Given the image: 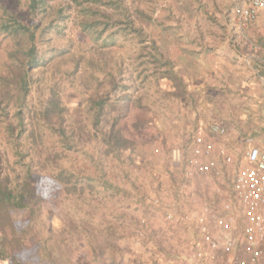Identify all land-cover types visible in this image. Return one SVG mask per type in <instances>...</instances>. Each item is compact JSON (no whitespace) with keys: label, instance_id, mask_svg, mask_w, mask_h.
<instances>
[{"label":"rangeland","instance_id":"374dc122","mask_svg":"<svg viewBox=\"0 0 264 264\" xmlns=\"http://www.w3.org/2000/svg\"><path fill=\"white\" fill-rule=\"evenodd\" d=\"M29 2L0 0V264H219L191 259L203 250L196 219L203 207L236 215L232 180L249 147L264 150V10L244 23L239 0ZM17 24L30 35L10 32ZM30 47L38 62L21 89L12 79ZM153 48L177 80L160 78ZM216 67L256 88L258 99L229 107L245 136L206 139L192 121L199 107L186 106L181 82ZM53 94L66 109L62 136L42 113ZM105 94L115 107L99 128L118 119L128 140L117 153L94 125ZM198 135L229 156L214 157L218 174L187 166Z\"/></svg>","mask_w":264,"mask_h":264},{"label":"built area","instance_id":"2783aa9c","mask_svg":"<svg viewBox=\"0 0 264 264\" xmlns=\"http://www.w3.org/2000/svg\"><path fill=\"white\" fill-rule=\"evenodd\" d=\"M260 10H264V0H239L235 13L241 22L247 23ZM211 132L223 135L225 129L213 126ZM215 156L229 160L224 149L198 135L186 163L193 172L218 174ZM202 158L207 161L202 162ZM173 159L179 162L181 154L174 151ZM232 188L237 201L236 215L213 217L216 227L213 231L207 219L209 209L203 207L196 219L203 250H196L191 259H221V264H264V150L256 146L248 148L245 165L234 176Z\"/></svg>","mask_w":264,"mask_h":264},{"label":"crops","instance_id":"0c3cea01","mask_svg":"<svg viewBox=\"0 0 264 264\" xmlns=\"http://www.w3.org/2000/svg\"><path fill=\"white\" fill-rule=\"evenodd\" d=\"M231 58L233 59L230 61L234 62V59L238 57L233 55ZM257 76H260V73H257ZM194 78V84L191 83V80H188L185 84L183 82L180 84L186 90V98H184L186 106L192 107L194 104L199 107L193 113L192 121L197 129H201L205 133L204 138L210 139L209 137L219 135L211 132V127L213 126L224 128L226 136L230 138H239L247 135L248 131L237 126V120L229 115L231 112L229 107L240 104L242 100L258 99V96H255L256 88L249 84V76L246 75L245 77L243 74L233 71L224 75L216 67L208 73L203 71L195 72ZM175 87L172 83L166 84L167 91L173 96L176 95ZM239 100L240 102H238ZM192 143L194 146V140ZM230 147L231 144L228 143L227 148ZM176 151L181 154L180 149ZM201 161L206 162L207 159L202 158ZM177 165H181V160L177 162ZM194 174L207 175L197 171H194ZM231 191L233 194V188ZM235 203L237 205L236 200ZM225 210H228V207L210 208L207 219L211 230L214 231L216 229L213 217H223L226 215ZM218 263L221 264V259L218 260Z\"/></svg>","mask_w":264,"mask_h":264},{"label":"trees","instance_id":"16d2710c","mask_svg":"<svg viewBox=\"0 0 264 264\" xmlns=\"http://www.w3.org/2000/svg\"><path fill=\"white\" fill-rule=\"evenodd\" d=\"M29 8L32 11H35L37 9V0H29ZM137 15L144 16L142 13L137 12ZM86 24V23H83ZM88 25H83V27H86ZM91 28V27H90ZM10 32L13 33H20V34H28L30 35V30L22 25H15L13 27H10ZM152 47H154L152 45ZM155 51L156 49L153 48ZM37 57L34 56V48L30 47L28 50L27 58L25 60L18 62V71L17 74L12 79V85L18 88H25L22 83L25 81L28 77V69L32 68L33 66L37 65ZM150 62L154 65L155 70H159L160 68L166 66L167 69L164 70L163 73L160 74V78H169L171 80H177L176 75L172 73V69L169 66L168 61H163L162 57L155 51L150 56ZM112 89H116L118 86V83L114 81V79H111L110 81ZM126 88V87H125ZM109 99L107 95L97 97L94 104V125L98 128V130L102 133V142L107 148V153H117L123 148H125L128 144V140L122 133V128L118 127V119H113L112 123L109 125L107 130H102L99 128L100 120L105 117L107 113V108L109 106ZM110 109L113 110L115 105L111 104ZM128 109V101L126 100L121 110H127ZM65 108L62 106L60 100L57 98L55 94H53L49 100L47 101V106L44 108L43 114H55L57 119L56 123L53 124H59L57 129H54L55 132H58L59 136L64 135V129L61 128L60 123L62 122V114L65 112ZM124 112V111H123ZM54 128V127H53ZM33 131V130H32ZM59 178V176H58ZM8 179L7 177H1L0 176V190L5 189L7 186Z\"/></svg>","mask_w":264,"mask_h":264}]
</instances>
